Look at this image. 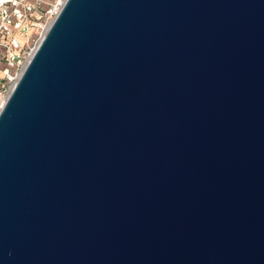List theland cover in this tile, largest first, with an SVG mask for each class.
Returning a JSON list of instances; mask_svg holds the SVG:
<instances>
[{"label":"water","instance_id":"95a60500","mask_svg":"<svg viewBox=\"0 0 264 264\" xmlns=\"http://www.w3.org/2000/svg\"><path fill=\"white\" fill-rule=\"evenodd\" d=\"M0 264H264V0H66L0 110Z\"/></svg>","mask_w":264,"mask_h":264},{"label":"built area","instance_id":"2783aa9c","mask_svg":"<svg viewBox=\"0 0 264 264\" xmlns=\"http://www.w3.org/2000/svg\"><path fill=\"white\" fill-rule=\"evenodd\" d=\"M66 0H0V110Z\"/></svg>","mask_w":264,"mask_h":264},{"label":"rangeland","instance_id":"374dc122","mask_svg":"<svg viewBox=\"0 0 264 264\" xmlns=\"http://www.w3.org/2000/svg\"><path fill=\"white\" fill-rule=\"evenodd\" d=\"M3 68V66L2 65H0V69H2Z\"/></svg>","mask_w":264,"mask_h":264}]
</instances>
